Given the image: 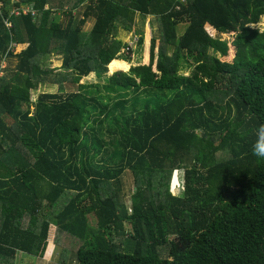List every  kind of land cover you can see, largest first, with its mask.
I'll list each match as a JSON object with an SVG mask.
<instances>
[{
	"label": "trees",
	"instance_id": "16d2710c",
	"mask_svg": "<svg viewBox=\"0 0 264 264\" xmlns=\"http://www.w3.org/2000/svg\"><path fill=\"white\" fill-rule=\"evenodd\" d=\"M11 1L0 0V264L17 252L45 260L51 227L72 240L60 264L74 251L77 264H264V159L253 155L264 124V31L251 27L264 0ZM24 6L35 14H11ZM138 14L161 31L147 63L101 87L81 84L126 68L116 60L130 62L132 51L117 34ZM55 55L61 67L43 69ZM55 83L59 94L32 100ZM125 224L128 242L118 243Z\"/></svg>",
	"mask_w": 264,
	"mask_h": 264
},
{
	"label": "rangeland",
	"instance_id": "374dc122",
	"mask_svg": "<svg viewBox=\"0 0 264 264\" xmlns=\"http://www.w3.org/2000/svg\"><path fill=\"white\" fill-rule=\"evenodd\" d=\"M16 1V0H12L11 2ZM71 2L75 1V0H70ZM27 8V7H25ZM58 12V11H56ZM76 19H79V17H81V13H82V9H79L76 11ZM93 25V20H88L86 22V24L83 26V31L84 32H88L91 27ZM10 26V24H9ZM251 27H254L255 29H259L261 32L264 31V16L261 19V22L257 25H252ZM177 34L181 35L183 33V31L185 30V25H179L177 27ZM161 31H160V27L159 24L157 22V20L151 16L148 17H142L140 14L136 15L135 21L134 23L131 25V31H126L122 28H120L118 30V34H117V39L122 41L123 45L125 44L126 46H128L132 52H130L129 54L131 55L132 60L130 62H125L123 60H116L117 62L120 63H124L126 64L125 67L126 68H117L114 71H110V69L107 67L106 69V74L103 75V77L100 80H96L93 76H91L90 78H88L87 80H82L81 84H97V86H103L104 83L106 82V79L109 76H112L115 73L118 72H123V73H128V71L130 70L131 67H136V65H140L141 63H147V50H148V45H149V39L150 36H152L153 38H155L157 40L156 45L159 46L160 45V38H161ZM144 36V40H145V44L143 45H139L138 44V40L140 38V36ZM213 37H218V34L214 35ZM219 37H221L222 40H226V41H230L231 37L227 36V35H220ZM21 51V47L17 48L15 53H19ZM128 54L127 51V47H123L121 50V54ZM167 56H170L172 54V51H168ZM189 60H184V62L187 64ZM63 62V57L62 56H53L50 59H47L46 61L42 62V67L43 69H46V67L50 68L51 70L56 68V67H61ZM184 65V68L187 67V65ZM3 68L4 65H3ZM15 69V60H13V63L11 65V70L14 71ZM189 69L188 70H178V76L181 77H188L189 76ZM2 76V75H1ZM80 84V85H81ZM68 83H65V92H78L77 87L74 88H70L68 86ZM145 92L147 91H142L140 93V95H138L137 97L140 99L146 98L147 95L145 94ZM149 92V91H148ZM60 93V86L58 85V83H55L54 85H45V86H41L38 91L34 92L32 100L36 101L38 99V97L42 94H51V95H56ZM151 94H156L155 92H152ZM132 98V97H131ZM129 98V100L131 99ZM135 99H133L131 102H133ZM131 103H128L127 106H130ZM34 110V109H33ZM114 113L117 114L119 112V108H115L113 109ZM106 128V126H104ZM221 157V155H220ZM8 163H11L8 162ZM177 187V174L174 173V175L172 176L171 179V191L174 193L178 192ZM121 188L122 191L125 193L124 194V203L125 206L131 209V199L130 196L132 193H134L135 191V183H134V179L131 176L130 173H127L123 176L122 178V182H121ZM129 213H131V210H129ZM45 215H50L51 217L53 216V213H45ZM90 221L92 224H95V220L94 217L90 218ZM125 230L124 229H118L117 233H114V238H116L118 243H127L128 242V238H126L127 236L129 237V233L131 231V227L128 224L124 225ZM123 231H125L126 235H123ZM116 236V237H115ZM49 243H53V250L51 249V251L49 252L48 257L45 260H40V259H36L33 258L32 256L23 254V252H17V256L16 259L14 261L13 264H60L59 258L62 255V251H67L68 254V250H72L73 246H72V240L71 239H65L63 238V235L58 233L57 230L54 227H51L50 232H49V238H48ZM55 243V244H54ZM74 254H76V251L71 252V254H69L70 258L68 260L67 264H77L76 262V257L74 256ZM5 264V263H3Z\"/></svg>",
	"mask_w": 264,
	"mask_h": 264
},
{
	"label": "clouds",
	"instance_id": "9594fccd",
	"mask_svg": "<svg viewBox=\"0 0 264 264\" xmlns=\"http://www.w3.org/2000/svg\"><path fill=\"white\" fill-rule=\"evenodd\" d=\"M262 136H264V124L259 125L256 140L253 142V155L259 159H264V146H261Z\"/></svg>",
	"mask_w": 264,
	"mask_h": 264
},
{
	"label": "built area",
	"instance_id": "2783aa9c",
	"mask_svg": "<svg viewBox=\"0 0 264 264\" xmlns=\"http://www.w3.org/2000/svg\"><path fill=\"white\" fill-rule=\"evenodd\" d=\"M0 6H2V4H0ZM21 9L22 10H20V9L12 10L11 14L13 13L14 15H20L21 13L28 14L29 12H31L33 15L35 14V11H33L32 7H27V8L22 7ZM7 26L10 28L11 24L9 26V23H8ZM13 48H14V45H13Z\"/></svg>",
	"mask_w": 264,
	"mask_h": 264
},
{
	"label": "crops",
	"instance_id": "0c3cea01",
	"mask_svg": "<svg viewBox=\"0 0 264 264\" xmlns=\"http://www.w3.org/2000/svg\"><path fill=\"white\" fill-rule=\"evenodd\" d=\"M24 7H26V6H24ZM28 7H30V6H28ZM68 7V6H67ZM15 9V8H14ZM16 256H17V254H16Z\"/></svg>",
	"mask_w": 264,
	"mask_h": 264
}]
</instances>
